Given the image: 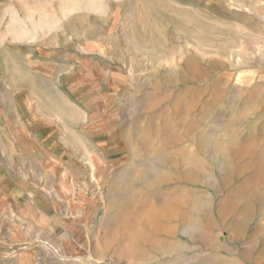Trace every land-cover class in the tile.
I'll list each match as a JSON object with an SVG mask.
<instances>
[{"label": "rangeland", "instance_id": "374dc122", "mask_svg": "<svg viewBox=\"0 0 264 264\" xmlns=\"http://www.w3.org/2000/svg\"><path fill=\"white\" fill-rule=\"evenodd\" d=\"M0 165L39 264H264V0H0Z\"/></svg>", "mask_w": 264, "mask_h": 264}, {"label": "crops", "instance_id": "0c3cea01", "mask_svg": "<svg viewBox=\"0 0 264 264\" xmlns=\"http://www.w3.org/2000/svg\"><path fill=\"white\" fill-rule=\"evenodd\" d=\"M73 192L34 185L0 165V264H39V250L49 241L43 235L59 222L61 205L71 203Z\"/></svg>", "mask_w": 264, "mask_h": 264}, {"label": "built area", "instance_id": "2783aa9c", "mask_svg": "<svg viewBox=\"0 0 264 264\" xmlns=\"http://www.w3.org/2000/svg\"><path fill=\"white\" fill-rule=\"evenodd\" d=\"M93 264H116V263L112 262L111 260H99L97 262H94Z\"/></svg>", "mask_w": 264, "mask_h": 264}, {"label": "bare ground", "instance_id": "6f19581e", "mask_svg": "<svg viewBox=\"0 0 264 264\" xmlns=\"http://www.w3.org/2000/svg\"><path fill=\"white\" fill-rule=\"evenodd\" d=\"M165 206V205H164ZM165 209V208H164ZM130 221V220H129Z\"/></svg>", "mask_w": 264, "mask_h": 264}]
</instances>
